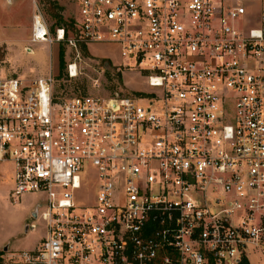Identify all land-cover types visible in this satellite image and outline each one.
I'll list each match as a JSON object with an SVG mask.
<instances>
[{
	"label": "built area",
	"instance_id": "1",
	"mask_svg": "<svg viewBox=\"0 0 264 264\" xmlns=\"http://www.w3.org/2000/svg\"><path fill=\"white\" fill-rule=\"evenodd\" d=\"M73 25L51 36L36 9L30 41L112 44L148 89L62 97L51 70L0 76L8 196L43 197L22 264L264 257V0H79Z\"/></svg>",
	"mask_w": 264,
	"mask_h": 264
},
{
	"label": "rangeland",
	"instance_id": "2",
	"mask_svg": "<svg viewBox=\"0 0 264 264\" xmlns=\"http://www.w3.org/2000/svg\"><path fill=\"white\" fill-rule=\"evenodd\" d=\"M78 2L0 0V76L31 79L45 76L51 70L55 76V92L62 97L78 94L108 96L114 92L129 94L147 90V82L141 72L135 68H123L127 61L112 44H84L85 52L81 46L75 51L65 43L54 42L50 45L44 41H30L32 16L36 9L42 14L53 36L56 27L69 26L70 20L76 16ZM251 7L258 14L260 1L254 2ZM68 33H72L70 27ZM61 48L64 49V68L62 76H59ZM70 63H76L74 76H69ZM117 72H120V78ZM12 170L11 164L0 166V264H22L18 257L21 252L34 248L45 235L44 222L32 216L35 206L43 203V197L37 193H26L12 202L8 196V190L13 185ZM86 177L88 183H95V173L91 168ZM32 223L35 228L31 230ZM248 260L251 264H264V257L251 249Z\"/></svg>",
	"mask_w": 264,
	"mask_h": 264
},
{
	"label": "trees",
	"instance_id": "3",
	"mask_svg": "<svg viewBox=\"0 0 264 264\" xmlns=\"http://www.w3.org/2000/svg\"><path fill=\"white\" fill-rule=\"evenodd\" d=\"M51 3V2H50ZM59 21H61V19H59ZM64 23H65V21H63ZM73 23H74V19H71L70 20V22H69V26L68 27H64V26H58V27H64V29H65V34H66V36L68 35V28L70 27V29L73 31V29H74V25H73ZM81 49L83 50V51H85L86 52V47L82 44L81 45ZM63 52H64V49L63 48H61L60 49V51H59V57H58V64H59V76H60V74H61V76H62V74H63V72H62V70H63V68H64V59H63ZM117 77L118 78H120V72H117ZM65 77H67V75H66V73H65ZM114 87H111V89H113ZM241 264H250L249 263V261L246 259V258H244L243 260H242V262H241Z\"/></svg>",
	"mask_w": 264,
	"mask_h": 264
},
{
	"label": "crops",
	"instance_id": "4",
	"mask_svg": "<svg viewBox=\"0 0 264 264\" xmlns=\"http://www.w3.org/2000/svg\"><path fill=\"white\" fill-rule=\"evenodd\" d=\"M27 50H28V49H27ZM28 51H29V50H28ZM31 52H32V51H31ZM32 226H34V228H35V224L32 223V224L30 225V229H31V230L34 229ZM43 237H44V236H43ZM39 242H40V241H39ZM39 242H38V243H39ZM38 243L36 244V246L38 245ZM0 245L2 246V243H0ZM36 246H35V247H36ZM35 247H34V248H35ZM34 248H31V249H34ZM31 249H28V250H31ZM250 264H251V263H250Z\"/></svg>",
	"mask_w": 264,
	"mask_h": 264
},
{
	"label": "water",
	"instance_id": "5",
	"mask_svg": "<svg viewBox=\"0 0 264 264\" xmlns=\"http://www.w3.org/2000/svg\"><path fill=\"white\" fill-rule=\"evenodd\" d=\"M105 65H107V62H105ZM32 216L36 218V208L33 210ZM4 250H6V247H4Z\"/></svg>",
	"mask_w": 264,
	"mask_h": 264
}]
</instances>
